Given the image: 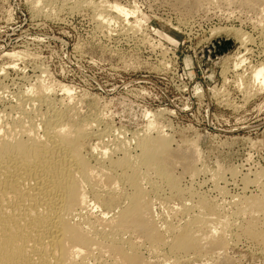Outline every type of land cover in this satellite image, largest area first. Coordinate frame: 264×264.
<instances>
[{
	"label": "rangeland",
	"instance_id": "374dc122",
	"mask_svg": "<svg viewBox=\"0 0 264 264\" xmlns=\"http://www.w3.org/2000/svg\"><path fill=\"white\" fill-rule=\"evenodd\" d=\"M32 1L0 0L2 121L18 115L13 107L18 96L26 97L41 84L50 90L54 105L69 114L68 120L86 128L91 120L90 124L97 125L95 130L105 133L100 132L102 139L92 132L83 138L84 155L91 164L103 148L114 157L121 155L118 149L113 153L114 136L124 138L132 154V132L142 134L150 120L169 136L177 158L185 154L183 159H175L183 165L175 161L171 168L181 188L205 193L219 204L223 216L234 210V200L242 195L264 197V87L252 81L250 73L251 66L264 65V2ZM112 4H120L128 13L115 10ZM216 26H232L248 35L244 45L233 34L217 35L233 38L231 51L238 47L235 55L245 57L240 66L232 67L234 53L203 65L201 51L216 38L211 34ZM224 67L229 68L228 73ZM155 130L149 134L154 135ZM94 144L98 146L93 151ZM187 161L195 162L194 176L184 170ZM121 189L117 183L116 192ZM166 190L150 194L152 217L157 225L163 219L181 224L185 220L179 212L181 206L195 196L185 193L176 197ZM93 205L89 201L86 212L90 215H111V211ZM230 222L226 234L233 233L235 238L222 250L229 263L264 264V245L242 236L234 221ZM141 252L146 263L173 264L145 248ZM207 263L209 260L182 264Z\"/></svg>",
	"mask_w": 264,
	"mask_h": 264
},
{
	"label": "bare ground",
	"instance_id": "6f19581e",
	"mask_svg": "<svg viewBox=\"0 0 264 264\" xmlns=\"http://www.w3.org/2000/svg\"><path fill=\"white\" fill-rule=\"evenodd\" d=\"M256 1L264 2H247L253 5ZM113 7L128 13L120 4ZM220 33L233 34L241 45L249 39L245 32L232 26L211 28L216 37ZM237 48L222 57L234 53L235 68L245 62L242 54L235 55ZM226 69L229 70L227 67L222 70L227 72ZM250 69L252 81L264 87V65ZM31 90L26 97L23 94L25 98H16L13 106L18 112L16 117L10 121L0 119V264H150L141 255L143 248L173 264L193 260L230 264L231 260L222 254L223 247L235 238L233 233L229 237L226 234L230 221H234L242 236L264 245V197L254 193L240 195L234 200V210L223 216L219 204L209 200L205 193L195 194L181 188L171 169L175 166L173 162L179 163L175 160L179 156L170 147L171 140L161 125L147 120L145 132H132L135 139L132 154L124 138L114 136L113 153L118 149L121 155L114 157L100 148L91 164L84 155L83 138L90 132L101 138L103 131L95 130L97 125L90 124L91 120L87 128L70 118L69 121L66 118L69 114L54 105L50 90L41 84ZM152 129H156L154 135L149 134ZM97 146L94 144L92 150ZM194 163L185 162L187 174L197 172ZM213 176L218 173L215 171ZM117 183L123 186L120 192L115 190ZM162 188L176 197L185 193L195 196L191 203L182 204L179 212L185 220L181 224L163 219L157 225L152 217L150 194H157ZM89 201L111 211V215H90L86 212ZM244 215L247 217L243 218ZM237 219L240 220L235 223Z\"/></svg>",
	"mask_w": 264,
	"mask_h": 264
},
{
	"label": "water",
	"instance_id": "95a60500",
	"mask_svg": "<svg viewBox=\"0 0 264 264\" xmlns=\"http://www.w3.org/2000/svg\"><path fill=\"white\" fill-rule=\"evenodd\" d=\"M234 47V42L230 38L218 36L212 39L202 48L201 61L203 65L210 64L215 59L225 55Z\"/></svg>",
	"mask_w": 264,
	"mask_h": 264
}]
</instances>
